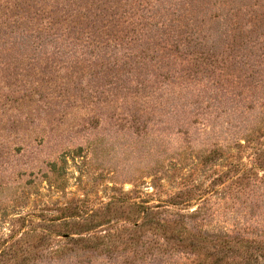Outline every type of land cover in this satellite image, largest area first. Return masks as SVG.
<instances>
[{
    "label": "rangeland",
    "instance_id": "1",
    "mask_svg": "<svg viewBox=\"0 0 264 264\" xmlns=\"http://www.w3.org/2000/svg\"><path fill=\"white\" fill-rule=\"evenodd\" d=\"M90 1L0 0V264H177L151 218L263 237L264 0H160L136 33ZM27 234L65 259L22 262Z\"/></svg>",
    "mask_w": 264,
    "mask_h": 264
},
{
    "label": "trees",
    "instance_id": "2",
    "mask_svg": "<svg viewBox=\"0 0 264 264\" xmlns=\"http://www.w3.org/2000/svg\"><path fill=\"white\" fill-rule=\"evenodd\" d=\"M95 1L100 4L104 2L105 6L107 3L108 5L106 8H111L112 11L107 14L109 11V9H107L104 15V17H112L113 19V24L109 27H119L121 24L126 25V27L133 26L130 33H136L138 28L144 30V22L152 23L157 30L158 28L163 30L167 26L165 22H153L156 18L166 17V15L162 17L160 15L164 12V8H160V0H91L90 2L94 3ZM195 1H200L198 3L200 7L206 3V0ZM119 13L120 15H118ZM172 15L176 17L177 14L173 13ZM123 18L126 20H122ZM50 20L51 21H47L44 25V33H49L55 26H60L64 31L67 30L62 22H53L51 18ZM70 21L72 22L73 19ZM172 21L176 22L177 19L173 18ZM234 167L237 169L236 165L233 164L231 168ZM259 168L263 167L257 166L254 169ZM243 172L245 171L243 170ZM235 177L230 179L229 183L234 180L233 185L238 187L244 182V177ZM222 178V175H219L218 181H221ZM189 202L190 200L183 201L186 206ZM140 210H143L141 212L143 216L151 212L147 208H140ZM200 212L202 213V208L198 207V209L193 211L192 215H199ZM152 217L155 218L154 215ZM178 217L182 218L183 216L178 215ZM150 221L152 225L148 228L152 230L154 238L152 237L153 239L149 242L152 243L155 252H157L156 254L160 255L164 254L163 252H168L170 258L176 260L177 264H264V236H248L249 229L245 225L242 227L233 225L231 229L225 226H219L217 231H209L210 229H207L208 225L205 223L199 222L196 226H188L184 221L181 222L180 218L178 220L172 219L164 221L151 218ZM54 228H59V225H55ZM143 228L144 224H136L135 226V229L139 232H141ZM59 235L60 234L55 233L56 237ZM60 236H62L63 240L67 243L71 241L72 243H79L81 249L87 248L86 245L91 241L85 238L74 239L72 233L69 232ZM27 238L36 239L37 245L33 246L32 249H37V257L33 258L32 252L27 249L25 255L21 258L22 262L30 263L33 260H38L44 263L65 259L58 251L50 250V252H48L46 250V235L29 236V234H27ZM56 244L59 243L56 242ZM48 246H50V244ZM39 250H41V252ZM148 250L152 254L153 251L150 249ZM187 254L192 257H187Z\"/></svg>",
    "mask_w": 264,
    "mask_h": 264
}]
</instances>
